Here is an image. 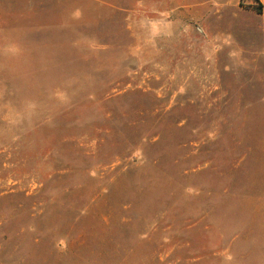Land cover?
Returning a JSON list of instances; mask_svg holds the SVG:
<instances>
[{
  "label": "rangeland",
  "instance_id": "rangeland-1",
  "mask_svg": "<svg viewBox=\"0 0 264 264\" xmlns=\"http://www.w3.org/2000/svg\"><path fill=\"white\" fill-rule=\"evenodd\" d=\"M0 1V264H264L257 0Z\"/></svg>",
  "mask_w": 264,
  "mask_h": 264
},
{
  "label": "crops",
  "instance_id": "crops-1",
  "mask_svg": "<svg viewBox=\"0 0 264 264\" xmlns=\"http://www.w3.org/2000/svg\"><path fill=\"white\" fill-rule=\"evenodd\" d=\"M258 3L262 5V14L259 15L260 19V29H261V44H262V51L264 53V0H258ZM3 4L0 1V5Z\"/></svg>",
  "mask_w": 264,
  "mask_h": 264
},
{
  "label": "trees",
  "instance_id": "trees-1",
  "mask_svg": "<svg viewBox=\"0 0 264 264\" xmlns=\"http://www.w3.org/2000/svg\"><path fill=\"white\" fill-rule=\"evenodd\" d=\"M258 2V0H257ZM259 7H260V14H262V5L259 3Z\"/></svg>",
  "mask_w": 264,
  "mask_h": 264
}]
</instances>
